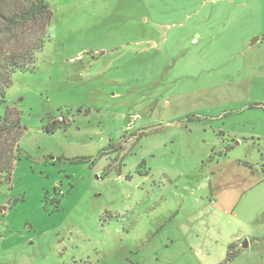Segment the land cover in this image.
<instances>
[{"label": "rangeland", "instance_id": "obj_1", "mask_svg": "<svg viewBox=\"0 0 264 264\" xmlns=\"http://www.w3.org/2000/svg\"><path fill=\"white\" fill-rule=\"evenodd\" d=\"M47 1L48 39L6 91L26 130L0 264H264V137L235 140L264 136V0ZM241 156L254 185L235 216L208 177L230 190ZM115 158L126 177L99 176Z\"/></svg>", "mask_w": 264, "mask_h": 264}, {"label": "trees", "instance_id": "obj_2", "mask_svg": "<svg viewBox=\"0 0 264 264\" xmlns=\"http://www.w3.org/2000/svg\"><path fill=\"white\" fill-rule=\"evenodd\" d=\"M52 19L53 11L47 0H0V105L5 104V111L0 115V193L4 185L11 186L15 163L22 154L20 141L26 130L22 124L21 110L16 104L7 103L6 91L12 84L14 73L34 68L36 55L48 39ZM69 125L54 120L45 130L53 133L58 129H68ZM112 147L108 151L102 148L95 156L76 157L73 160H89L95 164L100 157L121 146ZM112 169L122 175L117 158L110 161L101 177H108ZM237 246H229L228 261L235 258Z\"/></svg>", "mask_w": 264, "mask_h": 264}, {"label": "crops", "instance_id": "obj_3", "mask_svg": "<svg viewBox=\"0 0 264 264\" xmlns=\"http://www.w3.org/2000/svg\"><path fill=\"white\" fill-rule=\"evenodd\" d=\"M260 39L258 42L264 43V35L263 36H259ZM246 38L242 37L241 41L244 42ZM256 42V43H258ZM249 109L248 107H243L240 110V113L245 114L246 111ZM257 109H262L261 106H257ZM262 112H264V110H261ZM258 112V111H257ZM247 118V116H246ZM248 122H252L253 120L249 118L246 119ZM237 134H243L244 137H239L240 135ZM263 133L260 131H255V130H243L242 132L236 131L235 133V140H236V145L242 146L244 145V143L248 144L249 141L256 139V138H263ZM245 138V139H244ZM251 139V140H250ZM230 147V146H229ZM101 148V145L99 147V149ZM248 156V155H247ZM247 156H245L247 158ZM237 163H239V166L237 164V168L233 170L232 174H231V184L233 183V187L228 190V189H223L222 186H219L220 188H216V184L217 182V178H216V169L214 170V174L213 176H209V185L208 187L210 188V192L212 194V196H214L211 200L210 205L213 204L214 208L216 209H223L225 210L226 213L231 212L233 215L238 216V213L235 211V209L237 208L240 198H242L243 194L249 189L252 188V186L254 185V180H253V175H254V168H253V163H251L249 161V159H244L242 156L241 157H237V159L235 160ZM109 163V161L105 162L103 161L102 164V169ZM221 164V163H220ZM241 166V167H240ZM101 169V170H102ZM104 170V169H103ZM216 173V174H215ZM101 175V173H99V176ZM127 174H122V175H117L118 178H124L126 177ZM222 203L224 205V207H221L219 204ZM253 238H256V236H254ZM241 240V238L239 237L238 241ZM252 242V239H249L248 241V247L250 246V243ZM233 243V242H232ZM231 244V243H230ZM235 244V243H233ZM240 245V244H239ZM201 247H199V249H197V253L201 252Z\"/></svg>", "mask_w": 264, "mask_h": 264}, {"label": "water", "instance_id": "obj_4", "mask_svg": "<svg viewBox=\"0 0 264 264\" xmlns=\"http://www.w3.org/2000/svg\"><path fill=\"white\" fill-rule=\"evenodd\" d=\"M260 39V37H256L254 40H252V44H255L258 40ZM243 248H246L248 246V240H246L243 244H242Z\"/></svg>", "mask_w": 264, "mask_h": 264}]
</instances>
